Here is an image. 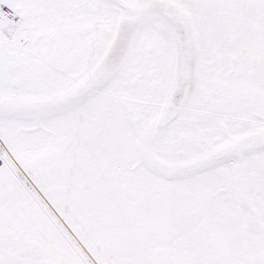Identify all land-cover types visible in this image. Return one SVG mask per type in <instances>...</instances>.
Segmentation results:
<instances>
[{"label":"snow or ice","instance_id":"obj_1","mask_svg":"<svg viewBox=\"0 0 264 264\" xmlns=\"http://www.w3.org/2000/svg\"><path fill=\"white\" fill-rule=\"evenodd\" d=\"M0 264H264V0H0Z\"/></svg>","mask_w":264,"mask_h":264}]
</instances>
